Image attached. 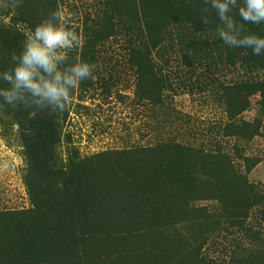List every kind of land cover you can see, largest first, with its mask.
<instances>
[{"label":"rangeland","instance_id":"rangeland-1","mask_svg":"<svg viewBox=\"0 0 264 264\" xmlns=\"http://www.w3.org/2000/svg\"><path fill=\"white\" fill-rule=\"evenodd\" d=\"M151 4L0 0V59L60 10L97 66L52 138L0 107V264H264V69L206 0Z\"/></svg>","mask_w":264,"mask_h":264},{"label":"clouds","instance_id":"clouds-1","mask_svg":"<svg viewBox=\"0 0 264 264\" xmlns=\"http://www.w3.org/2000/svg\"><path fill=\"white\" fill-rule=\"evenodd\" d=\"M220 22L218 37L230 48L251 49L256 56L264 55V36L246 33V24H264V0H206ZM237 9L239 20L233 13ZM205 12L208 11L206 8ZM67 14L53 11L31 31L17 55L13 67L0 72V107L22 106L34 112H63L72 93L81 82L91 79L97 66L87 61L67 63L68 52L82 47L84 37L68 27ZM208 24V17H201Z\"/></svg>","mask_w":264,"mask_h":264},{"label":"trees","instance_id":"trees-1","mask_svg":"<svg viewBox=\"0 0 264 264\" xmlns=\"http://www.w3.org/2000/svg\"><path fill=\"white\" fill-rule=\"evenodd\" d=\"M151 3H152L151 4L152 8L154 10L159 9L161 7L163 9H167L166 0H151ZM171 3L169 5H171ZM175 5L177 4L174 2L172 7H174ZM235 16H237V14ZM8 32H10V30ZM14 33L16 34L15 31ZM17 39H20V38L17 37ZM11 47L12 45L9 47V49ZM8 50H5L3 52L2 58L0 59V72L10 70L13 67V62L11 60L12 54L13 53H16L17 55L19 54L18 47L13 49L11 52L10 50L9 51ZM234 55H236L237 57L236 56L235 57L237 58V60L242 65H245L247 68H250V66H253V67H261L264 69V61L260 60L259 57L254 56L249 49L237 48V51L236 49L234 50ZM0 87H8L7 82L0 81ZM263 87H264V83H257V85L255 86V88H258V89H262ZM4 107L5 109L7 108L8 114H10L18 122H29L31 126V130L35 134L41 135V132H39L40 128L44 127L42 126L44 124L47 125V130L45 129L46 134L50 138L53 137L55 132L52 128V125H55L54 121L58 118V115H57L58 112H52L49 110L34 112L32 109H29L30 111L28 112L26 108H20V106L14 109L7 105H4ZM30 113H32V116H30ZM86 175L87 174H85V176ZM84 181H86L85 177H84Z\"/></svg>","mask_w":264,"mask_h":264}]
</instances>
